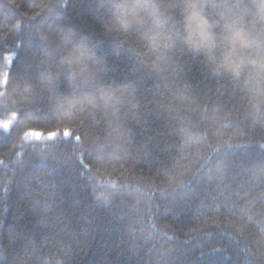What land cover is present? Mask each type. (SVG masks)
<instances>
[{
	"label": "trees",
	"instance_id": "1",
	"mask_svg": "<svg viewBox=\"0 0 264 264\" xmlns=\"http://www.w3.org/2000/svg\"><path fill=\"white\" fill-rule=\"evenodd\" d=\"M186 2L0 0V99L24 97L0 104V264H264V0H208L245 37L238 74L170 44ZM117 15L123 44L105 35ZM65 32L106 62L80 86L86 139L25 141L69 93L52 44Z\"/></svg>",
	"mask_w": 264,
	"mask_h": 264
},
{
	"label": "clouds",
	"instance_id": "2",
	"mask_svg": "<svg viewBox=\"0 0 264 264\" xmlns=\"http://www.w3.org/2000/svg\"><path fill=\"white\" fill-rule=\"evenodd\" d=\"M127 5H116L117 9L125 8ZM215 5L208 3V0H187L184 16L180 21V31L170 37V44L180 45L192 55L204 56L212 61V71L216 73L228 72L224 65L233 61V54L236 51L239 40H233L236 31H233L229 24L221 22L224 20V13L210 14V9ZM47 4L41 9L48 10ZM264 21V15H261ZM117 15L113 26L107 29L105 35L113 41L123 44L122 33L127 30V23ZM53 50L57 61L62 66L63 72L67 73L69 93L54 102L53 111L56 115V123L51 127L37 126L47 131L50 128L71 127L73 130L80 127L78 113L84 103V96L87 93L80 90V86H87L105 71V59L98 53L97 47L90 42L87 35L76 36L72 33H60L52 38ZM50 79L47 84L52 88L58 87L57 81L61 73H47ZM32 86L26 85L25 92H31ZM24 97L13 88L6 92L5 97L0 99V104L7 106L9 103L19 104ZM70 112V114H66Z\"/></svg>",
	"mask_w": 264,
	"mask_h": 264
},
{
	"label": "snow or ice",
	"instance_id": "3",
	"mask_svg": "<svg viewBox=\"0 0 264 264\" xmlns=\"http://www.w3.org/2000/svg\"><path fill=\"white\" fill-rule=\"evenodd\" d=\"M66 5L67 4L65 3L64 6L66 7ZM44 7H45V5H41L39 11L32 13L31 14L32 19L38 18L43 13L41 11V9ZM47 7L50 8L51 5H47ZM260 8H261L262 12H264V4H261ZM121 23H123V21ZM233 40L234 41L239 40L241 43H244L245 37L240 32H236L233 36ZM224 67L228 70V72H232L235 74H238L240 71V65H238L234 61L224 65ZM44 77L46 79H50V77L47 75V73L44 74ZM0 83H3L5 86H7V84H8L7 77L0 78ZM66 114H70V112H68ZM82 123L83 122L81 121V124ZM22 138L25 141L42 142L45 145L55 144L60 138H63L65 141H73L74 140L77 144L82 143L86 139L85 136H82L79 134V128L73 130L71 127H68V126H64L62 129L58 128V127L50 128L47 131L42 130L40 127H37V126L36 127H29L22 133ZM22 156H23V154H21L20 159H22ZM80 163L84 169H90L91 168V165L87 164L83 159H81ZM76 187H80V186L77 185ZM95 195H96L97 199L104 198V196H105V194L103 192L96 193ZM90 222L91 221H89V223ZM0 229H2V231H0V245H3L4 224L0 225ZM17 232H18V230L16 229L15 225H12L8 228L9 243L15 242V236H16ZM87 235H88V231H86L82 236L86 237ZM211 251L215 252V251H219V249L214 247L211 249ZM203 254L204 253L202 252L201 255H203Z\"/></svg>",
	"mask_w": 264,
	"mask_h": 264
}]
</instances>
